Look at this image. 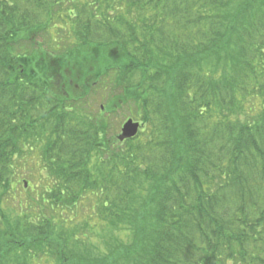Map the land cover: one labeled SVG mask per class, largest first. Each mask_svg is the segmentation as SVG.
Returning <instances> with one entry per match:
<instances>
[{"label": "trees", "instance_id": "trees-1", "mask_svg": "<svg viewBox=\"0 0 264 264\" xmlns=\"http://www.w3.org/2000/svg\"><path fill=\"white\" fill-rule=\"evenodd\" d=\"M0 264H264V0H0Z\"/></svg>", "mask_w": 264, "mask_h": 264}, {"label": "rangeland", "instance_id": "rangeland-1", "mask_svg": "<svg viewBox=\"0 0 264 264\" xmlns=\"http://www.w3.org/2000/svg\"><path fill=\"white\" fill-rule=\"evenodd\" d=\"M42 42V39H38V42ZM46 42V40L45 41H43V43H45ZM46 45V44H45ZM44 45V46H45ZM57 53V52H56ZM132 116V113L129 111V110H127V109H124L123 111H121L120 112V115H119V118H117V127H116V129H115V132H119L120 133V131H121V127H122V124H123V122L128 118V117H131ZM133 119H135L134 117H132ZM118 133V134H119ZM85 200H83V202H84ZM83 202H82V205L81 206H79L78 207V209H77V211L79 212V216H80V218L78 219V220H80V221H82V219L84 218V213H86L87 214V209L89 208V206H90V204H89V202H88V200H87V202H85V207H83ZM93 239H95V240H98L97 239V234H95L94 236H93ZM103 245V244H102Z\"/></svg>", "mask_w": 264, "mask_h": 264}, {"label": "water", "instance_id": "water-1", "mask_svg": "<svg viewBox=\"0 0 264 264\" xmlns=\"http://www.w3.org/2000/svg\"><path fill=\"white\" fill-rule=\"evenodd\" d=\"M139 127H140L139 122H135L131 118L128 119L122 127V133L119 136V139L124 140L127 138L134 137L138 133Z\"/></svg>", "mask_w": 264, "mask_h": 264}]
</instances>
